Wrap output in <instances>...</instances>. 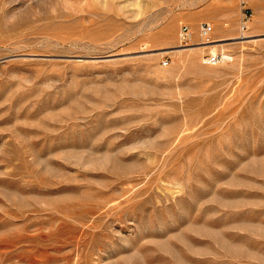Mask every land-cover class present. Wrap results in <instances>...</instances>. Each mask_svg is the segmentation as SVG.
<instances>
[{
	"label": "rangeland",
	"instance_id": "374dc122",
	"mask_svg": "<svg viewBox=\"0 0 264 264\" xmlns=\"http://www.w3.org/2000/svg\"><path fill=\"white\" fill-rule=\"evenodd\" d=\"M0 264H264V0H0Z\"/></svg>",
	"mask_w": 264,
	"mask_h": 264
},
{
	"label": "built area",
	"instance_id": "2783aa9c",
	"mask_svg": "<svg viewBox=\"0 0 264 264\" xmlns=\"http://www.w3.org/2000/svg\"><path fill=\"white\" fill-rule=\"evenodd\" d=\"M247 13V12H246ZM247 15L243 17L241 30L245 31L247 29ZM213 32V26L210 23H203L201 24L200 28V34L202 38H209L210 35ZM194 33L191 31L190 27L187 25H184L181 29V43L182 45H188L193 40ZM223 60H227V58L224 55L217 54V55H210L208 56V64L210 65H216L220 63Z\"/></svg>",
	"mask_w": 264,
	"mask_h": 264
},
{
	"label": "bare ground",
	"instance_id": "6f19581e",
	"mask_svg": "<svg viewBox=\"0 0 264 264\" xmlns=\"http://www.w3.org/2000/svg\"><path fill=\"white\" fill-rule=\"evenodd\" d=\"M207 40H205L206 42L205 43H209V42H212L209 38H205ZM209 48H213L214 46L213 45H210L208 46ZM213 55H217L216 53H212ZM227 58V57H226Z\"/></svg>",
	"mask_w": 264,
	"mask_h": 264
}]
</instances>
